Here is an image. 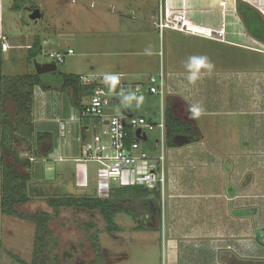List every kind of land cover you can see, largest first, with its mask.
I'll use <instances>...</instances> for the list:
<instances>
[{"label": "crops", "instance_id": "1", "mask_svg": "<svg viewBox=\"0 0 264 264\" xmlns=\"http://www.w3.org/2000/svg\"><path fill=\"white\" fill-rule=\"evenodd\" d=\"M62 1H77L96 10L95 31L101 37H98L93 48L104 60L102 64L99 63L101 60L93 63L89 74L99 77L105 73H123L124 82L145 83L149 75L157 74L163 68L168 92L166 107L171 103L176 116L192 121L198 128L197 133L202 131L200 140L171 147L169 155H165L164 191L157 188L140 194L135 192V189H128L134 186L116 184L114 187H126L125 198L115 199L116 202L120 205L121 200L126 202L138 199L146 214L151 215L149 228H157L160 226L158 199L161 197L162 219L164 221L167 216L168 222L166 253L171 264L264 263V41L260 37V31L264 29V0L248 2L253 6L249 10L255 13L251 25L258 31L257 34L251 32L242 11L239 13L236 0ZM161 21L168 25L161 28ZM257 24L258 27L254 28ZM42 38V46L51 42L49 39L54 40L47 30ZM155 38L159 39V45H155ZM212 41L230 42L246 47L261 54V61L259 63L254 60L251 69L249 66L245 69L236 68L237 65L228 69L218 62L219 59L221 62V56L218 60H213ZM162 46H165L164 54L160 49ZM146 49L151 52L150 55L145 53ZM158 54L159 65L153 57ZM190 56H204L213 64L212 71L202 72L201 78L195 84H190L186 79L185 62ZM243 63L245 64L244 61ZM214 86L232 88L223 99L221 98L222 102H217L224 105L223 109L218 108L219 104L212 106L217 95L216 91H208V88ZM246 86L251 88L247 97L239 94ZM49 91L51 90L41 87L35 89L34 126L36 132H52V149L60 148L65 159L55 162L54 170H49L46 164L38 161L36 171L45 175L46 171L55 173L60 169L59 172L67 176L69 181L73 180L78 190L88 191L87 195H94L97 163L91 162L88 165V185L79 186L75 180L74 158L80 154L82 140L91 139L95 133L100 132L102 125L98 119L84 116L79 108L78 113L70 110L64 118L57 117L59 113L55 116L48 109ZM84 95L85 98L89 97ZM153 97L158 98L156 95ZM245 102L250 104L247 109L240 105ZM109 108H113L117 113L113 106ZM133 111L127 107L123 114L145 116L153 120L148 115L135 114ZM218 115L227 116L232 120V123L227 122L228 129L234 124L238 130L234 133L227 130L224 133L226 130L223 129L224 136H221L218 142L215 141L219 144L216 145L210 138H213L217 129L221 130V125L220 128L218 124L210 127L212 123L208 120ZM53 120L57 123L55 131L59 138L55 137L52 131ZM60 122L65 124L64 136L60 135ZM97 127L99 130H96ZM159 138L158 131L157 137H151L147 133L145 140L152 150H155L159 147ZM186 149L193 155L184 163L178 157L185 156L183 154ZM146 152L152 157H158L161 153ZM200 165L208 168L214 179L213 181L206 176H195L201 181L203 179L201 184H204V197L214 199L208 208L205 207L208 214H203L195 207L194 200L203 196L199 193L202 190L197 189L201 186H194L199 184V181L193 179L191 188L188 177L185 179L188 170ZM166 200L167 211L164 209ZM189 200L191 204L185 205ZM231 209L235 213L234 216L230 213ZM221 210L225 219L223 222L227 224L222 223L219 218Z\"/></svg>", "mask_w": 264, "mask_h": 264}, {"label": "rangeland", "instance_id": "2", "mask_svg": "<svg viewBox=\"0 0 264 264\" xmlns=\"http://www.w3.org/2000/svg\"><path fill=\"white\" fill-rule=\"evenodd\" d=\"M236 2L239 6L241 5L240 2L245 3L246 5L244 4L243 9L249 10V8H253V6L248 3L249 0H236ZM32 4L41 9L42 15L38 22L30 17V14L33 11ZM12 6L13 0H0V33H3V35L7 37L10 44L9 49L6 50L2 56L3 73L16 74L33 71L35 68V61L40 63L53 62L49 57L48 52H64L69 48H72L75 51V54L67 56L62 63H56V71L45 73L48 78L47 82L50 84L48 89L51 90L49 91L50 101L48 109L49 111H52L55 116L59 113V116L57 117L60 118L66 117L70 110L78 113L79 110L75 105V100H78L80 97L75 96L71 90H64L61 88V75L65 73L89 74L91 73L89 69L93 63L101 60L99 63L102 64V60H104L103 56H100L98 51L93 48L98 37H101L99 33L95 31L96 10L86 7L81 3H77V1L72 2L62 0H33V2L26 3V5H24L19 11L14 10ZM240 12L241 10L239 13ZM249 19H253V16L249 17ZM256 27H258V24L255 25L254 28ZM46 30L47 33H50V35L54 37V40L49 39L51 42L43 44L41 52L33 59V61L29 60V47L33 44L35 37L38 36L42 40ZM260 32L262 35L261 40L264 41V29ZM164 43L166 46V39H164ZM156 44H160L158 38H155V45ZM165 46L160 47L163 54ZM211 48L213 50V60L216 61L219 59V56H221V62L220 59L218 62L222 63V65L228 69H231L229 67L236 65V68L243 67L245 69L249 66L251 69L254 60H257L259 63L261 61H259L261 54H257L254 51L248 50L246 47L239 46L238 44L224 41H220V43L212 41ZM217 52L218 54L216 55ZM153 57L155 58V63L159 65L160 55H153ZM222 65L220 67H222ZM143 86L146 90V82ZM249 87L250 86L244 87V90H241L239 94L242 93L247 97L251 93V88ZM231 89L232 88L229 87L227 89L226 87L220 88L216 86L208 88V91H216L217 95L214 103L212 102V106L216 107L219 104L217 102H222L223 97H225ZM132 93L133 90L131 89L129 93L120 97L119 103H112L111 106L115 108L118 114H123L127 107H130L134 110L133 113L148 115L152 117L153 120L158 121L161 111L160 99L154 98L153 94L147 93L146 91L142 94H136L137 96H143V101L140 107L137 108L135 106L136 101L134 98L131 101H126L124 99L125 96ZM82 99L83 103L87 102L86 104H88L90 102L89 97L85 98V95H83ZM240 105L244 106L245 109L250 107V104L246 102ZM5 106L6 110L12 117L13 124H16L19 120L17 117L18 105L12 101ZM220 107L223 109L224 105L219 104L218 108ZM229 121L232 123L230 118L223 115H218V117H212V119L208 120V122L212 123L210 127L213 125L215 126L216 124H218V126L221 125V130L217 129L213 138H210V140L213 139V142L216 145H219L216 142L221 139V136H224L222 132L223 129L226 130L224 133H226L227 130L229 133L237 132L238 127L234 124L230 126V129L227 128V122ZM52 125V131L55 134V137L59 138L56 135L57 132L55 130L57 129V123L55 124L54 120L52 121ZM97 129L99 130V127H97L96 130ZM157 130L159 131V129L156 128V131L150 130L147 131V133L151 137H157ZM200 132L202 133L201 130ZM208 135L209 134H207V136ZM29 139H22L13 144V147L18 151L19 157L22 159H30V156H33L35 153V156L43 157L47 152L48 147L52 145V141H43L39 144L36 143L37 141L35 140V137ZM140 142V149L142 147L144 151L146 150L150 153L152 151H155L156 153H159L160 151L162 152L160 144L158 148L152 150V147L149 146L147 140L144 139ZM171 149L172 148L167 145L164 146V153L166 152V156L169 155ZM183 155L185 156H179L178 159L187 163L189 159L192 158L193 153H191L189 149H186ZM6 159L16 164L20 172H27V167L20 165L16 161L13 153L8 152ZM31 162L34 170V180L37 182H47L48 189L45 190V195L34 196L27 203L17 205L16 210L19 214L34 215L40 212H49L52 214L53 218L48 223L51 234L47 236L45 246H43L44 253L41 252V255L39 254L40 256L45 257L44 264H171V260L166 253L165 242L168 239V222H166L167 216L164 221L162 219L163 204H161V197L158 199V210L160 213L159 227L149 228V217L151 215L150 213L148 215L146 214V210L141 206L138 199L126 202L121 200L119 203H121L120 206L124 211L115 215V222H117L116 224L119 225L121 229L107 231L108 224L100 210L60 207V211L56 215L54 208L49 203V197L68 195L84 196L88 194V191L85 190L86 192H82L81 190H78L73 183V180L69 181L67 176H64L59 172L61 171L60 169L55 173L46 171L45 175H43V173L40 174L36 171L37 169L35 167L37 163L33 161ZM39 162L44 164L41 160ZM187 173L189 175L187 174L185 179L188 177V180L190 181L189 186L194 182L193 179H197L195 176H206L209 180L214 181L209 169L205 167L203 168L201 165L194 167V169L190 171L188 170ZM196 181H199V184H194V186H201L197 189L198 191L202 190L199 193L203 194V196H199V198L194 200L195 207L199 208V211L203 214H206L208 211L205 207L208 208L211 201L214 199L204 197V184H201L203 179L202 181L201 179H197ZM191 188H193L192 185ZM128 189L134 188L128 187ZM91 191L92 189L90 188L89 192ZM1 195L2 185L0 167V264H19L10 257L9 252H13L28 262H32L37 231L36 224L35 222L21 218L20 216L3 214L1 211ZM167 202L168 201L166 200V208L164 204V209H166V211ZM186 204H191V200H189L188 203L185 202V205ZM230 213L233 216L235 214L232 209ZM219 218L222 223L227 224V222H223L225 219L222 210L219 211ZM94 242L100 243L101 255L94 247ZM40 256L38 257V260L41 259ZM260 264L264 263L260 262Z\"/></svg>", "mask_w": 264, "mask_h": 264}, {"label": "trees", "instance_id": "3", "mask_svg": "<svg viewBox=\"0 0 264 264\" xmlns=\"http://www.w3.org/2000/svg\"><path fill=\"white\" fill-rule=\"evenodd\" d=\"M29 0H13L12 8L16 11L21 10ZM240 10L245 15L246 22L252 33L257 34L258 31L252 28L249 17H254L255 13L252 10L243 9L244 4L240 2ZM246 5V4H245ZM33 9L37 8L34 4L31 5ZM248 7V6H247ZM262 37V35L260 36ZM42 40L40 37H35L33 44L29 47L28 58L32 60L42 50ZM5 51L0 44V167H1V211L3 214L9 216H20L24 219H29L36 224V239L34 243V253L32 262H28L19 255L9 252V255L19 264H44L45 257L40 256L44 253L45 241L47 236L51 234L48 223L53 218L49 212H40L34 215L19 214L16 206L27 203L32 197L40 195L43 196L45 190L48 189L47 182H37L34 180V170L32 162L29 158H20L18 151L13 147L15 142L22 139L27 140L35 137L36 143L43 141H52V132L35 131L33 124V105L34 94L36 87L48 89L50 84L47 82L46 74H38L35 70L16 73L4 74L2 71V56ZM80 74L65 73L61 75V88L64 90H71L75 96H79L75 100V105L83 111L85 104L82 102L84 94L90 95L93 91L94 85H82L80 82ZM85 91V92H84ZM15 102L18 105L17 117L18 122L13 124L12 117L6 110V104ZM189 107V105L187 104ZM81 111V112H82ZM129 136L127 137V144L129 145L137 137L129 128ZM197 126L192 121H186L176 116L171 103L166 107V145L169 147H178L193 143L201 139V133H197ZM30 140V139H29ZM53 145V144H52ZM50 145L45 153L46 156L52 151ZM36 150V149H34ZM8 152L14 154L16 161L27 167V172H20L16 164L8 161L6 155ZM35 153V152H34ZM36 154V153H35ZM34 154V155H35ZM37 157V156H36ZM126 187L112 188L110 197L102 198L94 195L84 196H59L49 197V203L54 208L56 215L60 211V207H77L88 210H100L106 223L108 224L107 231L118 230L119 227L115 222V215L124 209L116 202L115 199H124ZM135 192L146 194L150 191L142 186H134ZM152 191V190H151ZM45 195V194H44ZM94 247L101 255V246L99 242H94ZM40 252V253H39ZM40 254V255H39ZM41 257L38 260V257ZM43 257V258H42ZM40 261V262H39Z\"/></svg>", "mask_w": 264, "mask_h": 264}, {"label": "built area", "instance_id": "4", "mask_svg": "<svg viewBox=\"0 0 264 264\" xmlns=\"http://www.w3.org/2000/svg\"><path fill=\"white\" fill-rule=\"evenodd\" d=\"M161 21V28L167 26ZM0 44L4 51L8 50L10 44L7 37L0 33ZM75 54L72 48L67 51L48 52L54 63H62L67 56ZM114 89L103 83V75L96 76L85 74L80 76L82 85H94L92 93L89 95L90 102L83 107L84 116L98 119L102 125L100 132L95 133L91 139H84L80 154L74 158L75 180L79 186L88 185V165L91 162L97 163L96 170L97 184L96 194L99 197H110L112 188L119 186H142L149 190L160 188L164 191L165 185V153L166 145V99L167 87L165 72L163 68L157 74L149 75L147 78V88L144 89L140 82H124L123 73ZM133 90L135 94H142L144 91L156 95L161 102L160 120L155 122L145 116H126L124 114H106V108L113 103V98L120 99L121 96ZM60 135H65V124L60 122ZM129 128L137 139L127 144ZM159 129V144L162 152L158 157L150 156L146 151L140 149V141L146 139L147 131ZM140 130L141 138L137 131ZM31 161H42L49 170L55 169V162L65 159L61 155V149L53 148L48 155L43 157L30 156Z\"/></svg>", "mask_w": 264, "mask_h": 264}, {"label": "clouds", "instance_id": "5", "mask_svg": "<svg viewBox=\"0 0 264 264\" xmlns=\"http://www.w3.org/2000/svg\"><path fill=\"white\" fill-rule=\"evenodd\" d=\"M145 53L150 55L151 52L146 49ZM185 69L187 71L186 79L190 84H195L201 78L202 72L210 73L213 69V64L204 56H190L185 62ZM120 80L119 74L105 73L103 75V83L109 88L114 89ZM135 99L137 108L140 107L143 96H137L135 93L129 94L124 97L126 101Z\"/></svg>", "mask_w": 264, "mask_h": 264}, {"label": "water", "instance_id": "6", "mask_svg": "<svg viewBox=\"0 0 264 264\" xmlns=\"http://www.w3.org/2000/svg\"><path fill=\"white\" fill-rule=\"evenodd\" d=\"M30 15H31L30 17L33 20L39 21L42 13H41L39 8H35ZM34 67H35V70L38 74H45V73H49V72H54L57 69V65L54 62L40 63L38 61H35ZM118 102H119L118 98H113V103H118ZM105 113L106 114H113L114 109L113 108H106ZM137 135H138V137L141 138L140 130L137 131Z\"/></svg>", "mask_w": 264, "mask_h": 264}, {"label": "flooded vegetation", "instance_id": "7", "mask_svg": "<svg viewBox=\"0 0 264 264\" xmlns=\"http://www.w3.org/2000/svg\"><path fill=\"white\" fill-rule=\"evenodd\" d=\"M34 10V9H33Z\"/></svg>", "mask_w": 264, "mask_h": 264}]
</instances>
